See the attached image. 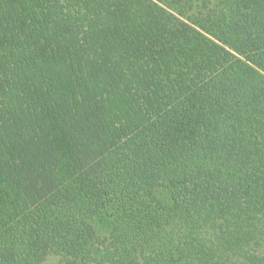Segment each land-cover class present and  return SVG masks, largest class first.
<instances>
[{
	"label": "trees",
	"instance_id": "16d2710c",
	"mask_svg": "<svg viewBox=\"0 0 264 264\" xmlns=\"http://www.w3.org/2000/svg\"><path fill=\"white\" fill-rule=\"evenodd\" d=\"M0 264H264V0H0Z\"/></svg>",
	"mask_w": 264,
	"mask_h": 264
}]
</instances>
